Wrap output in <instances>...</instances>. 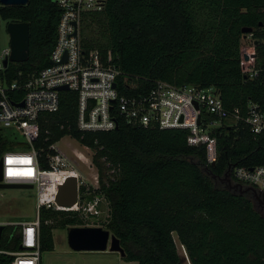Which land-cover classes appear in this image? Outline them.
Returning <instances> with one entry per match:
<instances>
[{
  "label": "trees",
  "instance_id": "16d2710c",
  "mask_svg": "<svg viewBox=\"0 0 264 264\" xmlns=\"http://www.w3.org/2000/svg\"><path fill=\"white\" fill-rule=\"evenodd\" d=\"M60 14L57 0L0 4V19L30 27L29 59L9 62L3 70L8 82L49 65ZM243 27L264 37V0H107L102 10L84 14L80 35L86 52L97 51L104 65L136 80L135 94L148 92L159 80L214 86L226 109L246 115L250 102L264 112V82L242 72ZM77 116L76 92L61 90L59 109L39 118L34 141L39 162L49 168L50 146L66 135L95 150L100 186L85 196L92 200L101 194L109 201L105 224L120 238L124 260L184 264L176 234L190 264H264V213L258 200L251 191L229 189L224 180L230 165L264 163V134H253L243 122L218 128L217 160L209 164L205 145L188 144L187 129L119 120L114 130L82 131ZM20 145L0 131V156ZM85 191L81 186V195ZM39 214L42 252L54 249L55 228L87 222L75 209L41 207ZM12 230L4 229L0 247H18L17 233L3 242ZM11 258L0 254V264Z\"/></svg>",
  "mask_w": 264,
  "mask_h": 264
},
{
  "label": "built area",
  "instance_id": "2783aa9c",
  "mask_svg": "<svg viewBox=\"0 0 264 264\" xmlns=\"http://www.w3.org/2000/svg\"><path fill=\"white\" fill-rule=\"evenodd\" d=\"M106 2L57 0L61 14L56 43L49 56L50 63L24 80L8 82L5 79L4 60L9 57L11 48L9 46L0 51V131L24 143L18 148L5 150L0 156V182L36 187L39 212L44 207L99 214L96 208L99 198L87 200L85 196L91 188L100 186L99 173L93 175L99 184L87 185L75 160L56 143L50 146L54 152L46 156L49 168H44L40 165L34 146L40 131V115L56 112L60 107V86L67 85L68 89L64 90L77 94V123L80 130H114L119 120L130 125L187 129L188 144L205 145L209 164L217 160V138L214 133L218 128L237 127L243 122L253 134H264V112L257 103H249L246 115L238 110L230 111L225 108L221 94L214 86H178L159 80L148 92L135 94L138 84L133 77L123 74L114 66L104 65L97 51L86 52L82 45L80 25L84 14L102 10ZM260 44L261 50L258 47ZM242 55L241 69L245 77L260 78L264 82V37L256 38L252 31L244 34ZM111 59L109 53L108 60ZM120 76L122 79H119ZM74 154L78 160L92 167L93 157L81 151ZM72 175L78 179V202L74 206L59 205L56 202L58 186L64 178ZM230 177L233 182L254 187L264 196V163L256 166L234 165ZM81 186H85L86 190L82 195ZM0 225H3L0 245L5 228L13 227V230L6 238L3 237V242L7 239L9 243L18 234L17 248L0 247V254L12 257L9 264H41L40 214L33 220L0 222ZM181 246L187 256L184 245Z\"/></svg>",
  "mask_w": 264,
  "mask_h": 264
},
{
  "label": "rangeland",
  "instance_id": "374dc122",
  "mask_svg": "<svg viewBox=\"0 0 264 264\" xmlns=\"http://www.w3.org/2000/svg\"><path fill=\"white\" fill-rule=\"evenodd\" d=\"M7 23V20L0 19V51L10 46V35L6 29ZM56 145L65 151L72 160H75L76 167L81 171L87 185L97 186L99 184L93 178L94 173L98 172L96 165L93 163L91 164L92 167H88L86 163L78 160L74 154L75 151H81L87 156L93 157L95 150L87 148L70 135L61 138L56 142ZM95 197L99 198L96 206L99 214H92L90 211L83 213L87 222L82 226H100L108 229L105 223L109 218V201L101 194H96ZM257 207L264 213L262 205L258 204ZM38 214L36 187L0 188V222L11 223L23 219L33 220ZM53 232L54 249L42 252L41 264H138L137 261H126L120 253L109 250L106 254H103V251H75L68 245L67 228H55ZM174 237L184 264H190V261L188 263V258L183 257L185 252L177 235L174 234Z\"/></svg>",
  "mask_w": 264,
  "mask_h": 264
},
{
  "label": "water",
  "instance_id": "95a60500",
  "mask_svg": "<svg viewBox=\"0 0 264 264\" xmlns=\"http://www.w3.org/2000/svg\"><path fill=\"white\" fill-rule=\"evenodd\" d=\"M29 0H0L2 5H25ZM7 32L10 35L11 53L4 60V66L7 67L9 62H25L30 56V27L28 22L24 21H8L6 26ZM242 31L246 34L253 31L252 27H243ZM257 43V41H256ZM59 89H68L67 85L60 86ZM23 104V103H21ZM196 107L197 104H196ZM200 122V116L198 118ZM214 164V163H213ZM230 165L225 173L224 180L228 183L229 189L238 190L241 194H246L249 191L258 200V203H264V196L255 190L252 186H243L241 183L233 182L230 177L232 169ZM1 176V161H0V179ZM31 184L19 183H1L0 188H32ZM78 179L75 175L68 176L59 184L56 202L62 206H74L78 202ZM3 230V225H0V237ZM68 245L75 251H112L118 252L123 257L126 252L121 245L120 238L112 233L109 229H104L100 226H71L68 229L67 235ZM188 258V255H187ZM189 259V258H188Z\"/></svg>",
  "mask_w": 264,
  "mask_h": 264
},
{
  "label": "bare ground",
  "instance_id": "6f19581e",
  "mask_svg": "<svg viewBox=\"0 0 264 264\" xmlns=\"http://www.w3.org/2000/svg\"><path fill=\"white\" fill-rule=\"evenodd\" d=\"M184 255H185V254H184ZM184 255H183V257L186 258L187 256H186V255L184 256ZM187 260H188V263H189V259H187Z\"/></svg>",
  "mask_w": 264,
  "mask_h": 264
},
{
  "label": "crops",
  "instance_id": "0c3cea01",
  "mask_svg": "<svg viewBox=\"0 0 264 264\" xmlns=\"http://www.w3.org/2000/svg\"><path fill=\"white\" fill-rule=\"evenodd\" d=\"M103 252H104L103 254H106L108 252V250L107 251H103Z\"/></svg>",
  "mask_w": 264,
  "mask_h": 264
},
{
  "label": "flooded vegetation",
  "instance_id": "af4514ba",
  "mask_svg": "<svg viewBox=\"0 0 264 264\" xmlns=\"http://www.w3.org/2000/svg\"><path fill=\"white\" fill-rule=\"evenodd\" d=\"M259 204V203H258ZM260 205H262V207H264V203H261Z\"/></svg>",
  "mask_w": 264,
  "mask_h": 264
}]
</instances>
